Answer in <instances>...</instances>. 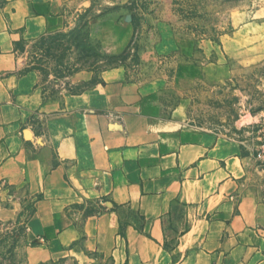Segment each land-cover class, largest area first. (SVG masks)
<instances>
[{"label":"crops","instance_id":"crops-1","mask_svg":"<svg viewBox=\"0 0 264 264\" xmlns=\"http://www.w3.org/2000/svg\"><path fill=\"white\" fill-rule=\"evenodd\" d=\"M74 1L0 0V236L24 222L26 264H264V169L242 142L159 120L168 81L115 67L51 97L21 65Z\"/></svg>","mask_w":264,"mask_h":264},{"label":"rangeland","instance_id":"rangeland-1","mask_svg":"<svg viewBox=\"0 0 264 264\" xmlns=\"http://www.w3.org/2000/svg\"><path fill=\"white\" fill-rule=\"evenodd\" d=\"M74 3L64 31L18 47L19 62L38 72L47 96L81 92L115 67L132 80L165 79L159 120L242 142L259 176L264 169V0ZM209 64L216 66L196 77L180 71ZM85 73L92 78L83 79ZM25 228L23 222L0 236V264H26Z\"/></svg>","mask_w":264,"mask_h":264}]
</instances>
